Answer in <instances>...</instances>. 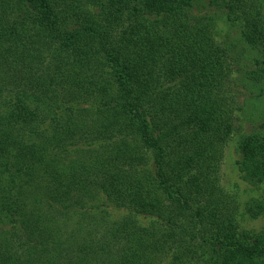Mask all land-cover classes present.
<instances>
[{
  "label": "trees",
  "instance_id": "obj_1",
  "mask_svg": "<svg viewBox=\"0 0 264 264\" xmlns=\"http://www.w3.org/2000/svg\"><path fill=\"white\" fill-rule=\"evenodd\" d=\"M236 24L255 69L232 54ZM263 55L262 0H0V264L26 262L24 217L43 264H264V226L238 218L261 209L218 177ZM238 156L264 179V133ZM29 195L50 208L36 227Z\"/></svg>",
  "mask_w": 264,
  "mask_h": 264
},
{
  "label": "rangeland",
  "instance_id": "obj_2",
  "mask_svg": "<svg viewBox=\"0 0 264 264\" xmlns=\"http://www.w3.org/2000/svg\"><path fill=\"white\" fill-rule=\"evenodd\" d=\"M264 4V0H262ZM222 22H217V29L221 27ZM238 24V23H237ZM237 24L231 25L230 32L232 33V42L228 40V42L232 46V54H236V59L239 60L238 63L241 62L242 65H249L250 67H253L254 69L257 68L255 66L254 59H258L260 56V52L258 50H254L252 48H249L244 41H240L239 39V30L237 28ZM235 56V55H234ZM264 58V55L261 56L259 59ZM235 65L237 66L238 63ZM235 77L237 78V73L235 72ZM239 75V74H238ZM241 76V75H239ZM243 86L247 87V89L251 92L247 97L243 99V95L240 96L239 104L241 103V107L239 110L235 111L237 115L236 122H234V126L237 127V131L233 133L231 138H229L227 144L225 145V148L223 150V158L221 161V165L218 169V177L220 181V185L222 186L223 192L225 194L230 195L232 198L237 201L231 200V205H236L237 210L243 211L244 205L248 202L249 205L253 206V210L257 211L261 209V212H259V215L257 217H251V214H244L241 216L238 215L239 222L242 224V226L248 227L250 229L259 230L264 226V179L258 180L259 177L256 176L255 178H250L246 175V173L242 170H238V164L236 163V160L239 158L238 156V142L241 139V135L243 133H247L251 130H259L261 133H264V95L259 93V88L261 87V83L252 81V80H244L246 78L241 77ZM242 86V87H243ZM240 89L241 86H240ZM243 90V89H242ZM245 93V92H244ZM244 101V102H243ZM234 112V113H235ZM263 125L261 127V125ZM246 175V177H244ZM23 199L25 198L26 194L23 195ZM32 195H29L26 197V200H30L29 204L26 207L25 215L30 214L32 218L30 219V225L31 226H39L40 222H43V218L48 217L50 214V208L42 205L39 208V211L36 212L33 210L36 204L33 203V200L31 198ZM230 205V206H231ZM262 206V208H259V206ZM239 211H237L239 213ZM112 216L116 217L118 215L117 211L112 212ZM52 214L55 217V213L52 212ZM45 215V216H44ZM48 215V216H46ZM23 219H26L24 217ZM21 219L20 222L16 225V231L17 236L13 239L12 245H13V251H15L14 256L18 255L21 262L26 261L23 264H30L28 262L29 257L32 259L33 264H43V262H38L36 259V255H38L39 251H37L35 248L37 241L31 242L29 239V246H26L28 243L27 241V234H29V231H25V222ZM72 228V226L68 227V229ZM34 238L38 239L35 235L36 233L32 234ZM29 236V235H28ZM67 254H69L67 252ZM66 257L61 254L60 261L62 264H65Z\"/></svg>",
  "mask_w": 264,
  "mask_h": 264
}]
</instances>
